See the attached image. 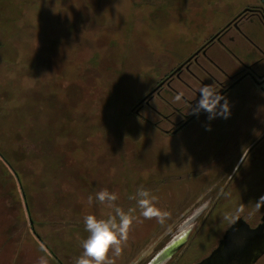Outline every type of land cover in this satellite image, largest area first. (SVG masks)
<instances>
[{"label":"rangeland","instance_id":"rangeland-1","mask_svg":"<svg viewBox=\"0 0 264 264\" xmlns=\"http://www.w3.org/2000/svg\"><path fill=\"white\" fill-rule=\"evenodd\" d=\"M248 1L0 0L3 264H37L45 255L48 264H75L88 236L83 216L106 218L111 211L95 199L88 205L103 188L118 194L125 211L135 209L121 253L108 254L112 264H145L199 210L175 256L177 264H190L236 213H261L264 141L238 159L263 115L262 99L243 91L247 81L223 95L227 119L209 121L201 111L176 133L159 129L157 120L173 125L149 106L144 118L131 112ZM150 102L172 110L156 96ZM140 186L169 213L163 225L144 219L129 199Z\"/></svg>","mask_w":264,"mask_h":264},{"label":"flooded vegetation","instance_id":"flooded-vegetation-1","mask_svg":"<svg viewBox=\"0 0 264 264\" xmlns=\"http://www.w3.org/2000/svg\"><path fill=\"white\" fill-rule=\"evenodd\" d=\"M244 81L248 89L243 91L255 92L262 99L259 111L263 115L260 125L247 134L251 142L238 159L264 141V0L244 3L224 23L214 27L201 44L160 77L132 106L131 112L144 118L141 110L149 106L160 120L170 121L173 127L166 129L159 120L154 124L167 134L176 133L196 116L192 109L200 99L197 90L201 86L211 85L224 95ZM181 93L180 101L171 100ZM155 96L165 109L172 110L165 113L156 109L150 102ZM171 116H177L178 120H172ZM254 217L236 213L215 245L190 264H264V209ZM248 218L253 220L250 222ZM180 250L171 254L164 264H177L175 256Z\"/></svg>","mask_w":264,"mask_h":264},{"label":"clouds","instance_id":"clouds-1","mask_svg":"<svg viewBox=\"0 0 264 264\" xmlns=\"http://www.w3.org/2000/svg\"><path fill=\"white\" fill-rule=\"evenodd\" d=\"M197 91L200 93V99L192 109V114L198 116L203 111L208 114L209 121L217 116L224 119L230 116L229 102L218 89L213 88L211 85H203ZM182 95V93L178 94L175 100L180 101ZM221 101H223V104H221ZM206 130H211L210 125L207 126ZM94 199L95 202L106 206L111 211L106 218H98L92 213L83 216V223L88 236L81 241L83 252L76 259L75 264H112V261L108 259L110 250L115 255L121 253L122 244L127 241L135 219L132 215L135 209L129 208L125 211L116 203L119 199L116 192L109 191L107 188L100 189L95 193V197L89 195V206L93 204ZM129 199L136 201L140 215L144 219H155L163 225L169 217L166 210L157 206L158 198L143 186L138 187L135 195L130 196ZM260 201H264V196L260 197L257 206H259ZM42 251L44 250L42 249ZM37 264H48L46 255L40 256Z\"/></svg>","mask_w":264,"mask_h":264},{"label":"bare ground","instance_id":"bare-ground-1","mask_svg":"<svg viewBox=\"0 0 264 264\" xmlns=\"http://www.w3.org/2000/svg\"><path fill=\"white\" fill-rule=\"evenodd\" d=\"M199 210H197L194 214H192L184 223V226L186 227V224L188 225L198 214H199ZM182 228L181 232L176 234L168 243L167 246H165L163 248V250H161L159 252V254L157 255L158 257L151 261L149 264H164L166 262V260L170 257H166L169 252L172 250V248H174L175 245H177L179 242H184L187 239V235L188 232L190 230V226L189 227H184Z\"/></svg>","mask_w":264,"mask_h":264},{"label":"water","instance_id":"water-1","mask_svg":"<svg viewBox=\"0 0 264 264\" xmlns=\"http://www.w3.org/2000/svg\"><path fill=\"white\" fill-rule=\"evenodd\" d=\"M183 243H184V242H179L177 245H175L174 248H172V250L169 252V254H168L166 257L170 256V255L173 254L175 251H177ZM165 246H167V244H166ZM165 246H164V247H165ZM164 247H162V248H161V249H160V250H159L154 256H152L146 264H149L151 261L155 260V259L158 257L157 255L159 254V252H160L161 250H163Z\"/></svg>","mask_w":264,"mask_h":264},{"label":"trees","instance_id":"trees-1","mask_svg":"<svg viewBox=\"0 0 264 264\" xmlns=\"http://www.w3.org/2000/svg\"><path fill=\"white\" fill-rule=\"evenodd\" d=\"M22 185H23V182H22ZM24 194H25V192H24ZM26 204H27V202H26ZM28 206H29V205H28ZM29 208H30V207H29ZM3 248H7V246H6V241H0V250L3 249ZM21 251H22V250H21ZM4 255H6V253H4V252L0 255V264H3V261H2L1 258H3Z\"/></svg>","mask_w":264,"mask_h":264}]
</instances>
